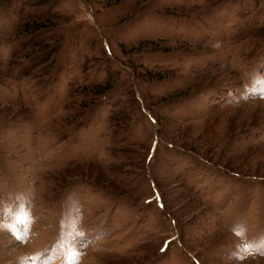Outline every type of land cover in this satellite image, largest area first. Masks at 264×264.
I'll use <instances>...</instances> for the list:
<instances>
[{
    "label": "rangeland",
    "instance_id": "374dc122",
    "mask_svg": "<svg viewBox=\"0 0 264 264\" xmlns=\"http://www.w3.org/2000/svg\"><path fill=\"white\" fill-rule=\"evenodd\" d=\"M262 88L264 0H0V264H264Z\"/></svg>",
    "mask_w": 264,
    "mask_h": 264
},
{
    "label": "snow or ice",
    "instance_id": "6c2138e0",
    "mask_svg": "<svg viewBox=\"0 0 264 264\" xmlns=\"http://www.w3.org/2000/svg\"><path fill=\"white\" fill-rule=\"evenodd\" d=\"M255 94V92L253 93ZM261 95H264V88L260 91ZM9 214L14 215L15 223L11 226H8L9 232L12 234L20 233L17 236L19 241H23L27 238L28 235L31 233L30 223H31V213L30 209H17L13 212V210H8V212L2 213L3 216H7ZM3 226V225H0ZM69 227H71V231H69ZM71 236V239L66 238ZM82 236V233L78 232V221L74 220L69 226L67 220L62 221V235H61V245L65 246V251H70L72 253L71 260H65V264H78L79 259V245L77 243V238ZM257 251H264V247L257 248ZM48 253L41 254L40 257H37V264H41V261H44L47 257ZM21 264H26L25 261H21Z\"/></svg>",
    "mask_w": 264,
    "mask_h": 264
}]
</instances>
